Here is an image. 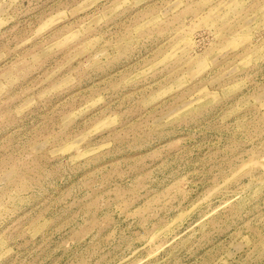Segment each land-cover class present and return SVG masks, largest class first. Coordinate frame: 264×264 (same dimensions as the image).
<instances>
[{
	"label": "rangeland",
	"instance_id": "rangeland-1",
	"mask_svg": "<svg viewBox=\"0 0 264 264\" xmlns=\"http://www.w3.org/2000/svg\"><path fill=\"white\" fill-rule=\"evenodd\" d=\"M0 264H264V0H0Z\"/></svg>",
	"mask_w": 264,
	"mask_h": 264
}]
</instances>
